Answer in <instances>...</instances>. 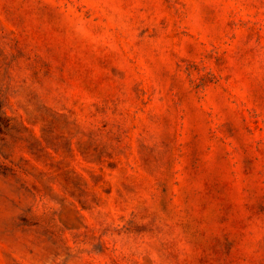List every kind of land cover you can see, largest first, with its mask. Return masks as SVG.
<instances>
[{
	"label": "rangeland",
	"instance_id": "374dc122",
	"mask_svg": "<svg viewBox=\"0 0 264 264\" xmlns=\"http://www.w3.org/2000/svg\"><path fill=\"white\" fill-rule=\"evenodd\" d=\"M0 264H264V0H0Z\"/></svg>",
	"mask_w": 264,
	"mask_h": 264
}]
</instances>
